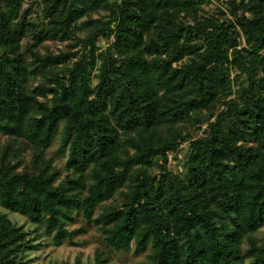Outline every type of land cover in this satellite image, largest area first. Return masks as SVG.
<instances>
[{
    "label": "trees",
    "instance_id": "trees-1",
    "mask_svg": "<svg viewBox=\"0 0 264 264\" xmlns=\"http://www.w3.org/2000/svg\"><path fill=\"white\" fill-rule=\"evenodd\" d=\"M27 1L0 0V209L56 245L93 228L89 264H264V0ZM36 247L0 214V264Z\"/></svg>",
    "mask_w": 264,
    "mask_h": 264
},
{
    "label": "rangeland",
    "instance_id": "rangeland-1",
    "mask_svg": "<svg viewBox=\"0 0 264 264\" xmlns=\"http://www.w3.org/2000/svg\"><path fill=\"white\" fill-rule=\"evenodd\" d=\"M38 1L39 0L27 1L25 4V8L29 9L32 12L38 11L39 15V9L36 6ZM201 8L205 12V14L208 15L218 16V11L224 12V15L225 13L227 14L225 0H204ZM38 15L37 13L32 14L31 20L39 23L40 18L38 17ZM220 17L224 16L221 15ZM107 44L108 43L104 39L99 38L98 45L100 47V50H104ZM44 47L49 48L52 53L56 54L59 51H64L66 49L64 44H55L51 42H46L44 44ZM44 50L45 49L43 48L40 49L41 53H44ZM233 75L234 72L232 73V76ZM206 124L207 123L204 121L203 123H198L193 126L192 134L194 138L199 137V132L201 131L202 126H205ZM186 147L187 146L184 145V147L180 149L181 155L184 154ZM57 148L58 140H56L53 143L52 147L47 150V156L54 158V165H56L58 169H61L65 164V158L60 157V155H56ZM170 169L175 172H181L182 165L178 163L172 164ZM3 213L7 214V216L16 226H23L24 230L27 232V238L31 241V244L37 246L32 251H28L26 253L24 258L22 259V264H75L77 260L80 261V264H89L93 259L96 249L107 251V249L102 245L99 235L93 228H88L85 234L74 237L72 239V244L68 243L67 240H64L61 245H56L51 238L41 237L42 230L38 229L37 231L36 227L28 223V221L24 217L0 209V214ZM83 225V221L76 220L74 224H71L67 227V230L72 231L74 229L83 227ZM256 237L258 240L264 239V229L257 233ZM110 255L111 256L108 264H143V262H145L146 260L144 254L135 256L133 254L125 255L111 253Z\"/></svg>",
    "mask_w": 264,
    "mask_h": 264
},
{
    "label": "built area",
    "instance_id": "built-area-1",
    "mask_svg": "<svg viewBox=\"0 0 264 264\" xmlns=\"http://www.w3.org/2000/svg\"><path fill=\"white\" fill-rule=\"evenodd\" d=\"M205 129H206V125H205V126H202L201 131L199 132V137H205V136H206V135L204 134ZM184 145L186 146L185 143L181 144V145L179 146V150H180L182 147H184ZM165 156H166V158H167L168 163L175 164V162H174V160H173V154H172L171 152H167V153L165 154Z\"/></svg>",
    "mask_w": 264,
    "mask_h": 264
}]
</instances>
